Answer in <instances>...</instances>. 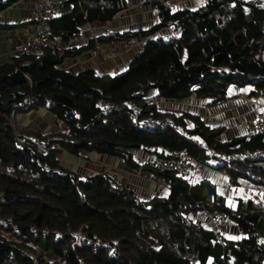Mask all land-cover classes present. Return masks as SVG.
Masks as SVG:
<instances>
[{
  "label": "trees",
  "instance_id": "16d2710c",
  "mask_svg": "<svg viewBox=\"0 0 264 264\" xmlns=\"http://www.w3.org/2000/svg\"><path fill=\"white\" fill-rule=\"evenodd\" d=\"M19 1L0 0V12ZM144 1L151 24L107 36L103 27L131 12L132 0H61L51 36L87 42L11 53L0 63V264H264V132L222 140L223 127L161 105L191 97L219 105L231 90L264 94V0ZM91 24L100 26V42L146 40L115 72L66 67V60L89 59L95 32L84 27ZM38 109L57 129L16 126L18 115ZM60 149L119 159L160 179L166 193L142 196L104 172L68 169ZM140 152L146 161L139 164ZM180 152L201 165L199 174L150 162ZM208 168L216 171L213 182ZM239 187L257 193L235 195ZM196 212L222 213L239 237L194 221Z\"/></svg>",
  "mask_w": 264,
  "mask_h": 264
},
{
  "label": "rangeland",
  "instance_id": "374dc122",
  "mask_svg": "<svg viewBox=\"0 0 264 264\" xmlns=\"http://www.w3.org/2000/svg\"><path fill=\"white\" fill-rule=\"evenodd\" d=\"M185 1L186 0H183L182 2H185ZM182 2L178 3L177 5H179V4L182 5ZM202 3H203V0H188V5H190V7H196L198 5H201ZM32 5H33V2L30 4L29 9H31ZM92 26H94V25H92ZM99 27L96 30L95 29L94 30L97 31L99 29ZM166 31L167 30H165L164 32H166ZM16 41H18V40H16ZM111 59L118 60V58H114V57H110L109 60H111ZM244 89L248 90L249 86H245ZM230 92H231L232 97L228 100H231V99L232 100L230 101V104L228 107H225L224 105H223L224 106L223 107L221 104L212 106V105L207 104L205 99H200V98H196V97H191L189 99H184L181 101H164L163 103L161 102V105L163 107H167L169 109H174V110H177L179 112L180 111H189L191 113H196L203 119V121L206 124L211 125V126L223 127V133L220 135L219 138L222 140H228V139H230V133L236 134L235 136L242 135L243 133L244 134L246 133L245 128L242 126H239V123L244 121L246 116L245 115L240 116V109L238 110L236 108V106L242 105L241 103L247 104V105H249V107L251 109L250 112H252V104L251 103L249 104V103H245L243 101L238 102L237 101L238 100L237 99V96H238L237 93L238 92L236 93L233 90H231ZM249 98H251L254 101H260L261 103L264 104V94H260L257 96H249ZM233 99H236V100L233 101ZM231 107L233 109L232 112H231ZM234 109L237 112L234 111ZM226 117H227V120L229 117H230L229 120H232L233 118L234 119L238 118L237 122L234 125L235 126L234 129H232V132L230 131L231 130L230 126H233V125H231L232 123L228 124V122H226L227 121ZM16 126L18 128L19 127H21V128L28 127L30 129L39 130L42 132L54 131L55 129H57L53 124V118L46 111H44V109H38L36 111L32 110L30 112L25 113L23 116L18 115V119L16 120ZM240 132H241V134H240ZM58 157L60 159L61 164L68 169L81 171L82 173H84L85 171H88L89 173L104 172V173L110 175L111 177H113L114 179L118 180V182L124 183L126 186L134 189L135 191L137 189L136 187H139V184L141 182V178L143 176H145V177L148 176L149 178H151L149 175H147V173H148L147 171L145 172L146 174L143 173L144 171L143 172L142 171L139 172L137 170H133V172H131L130 170L125 171V170L121 169V167H119V161H117V159H115L113 157H107V156L104 157L100 154L93 153L91 155V157L89 156V154H82L80 157H72L66 151L60 149V151L58 153ZM144 157H145V154L142 152H140V154L136 153V155H135V159L137 160V162L139 164L146 161V159ZM208 169L211 170V168H208ZM212 171L216 172L213 169H212ZM217 171H218V174L222 175L221 170H217ZM129 175L132 176V179H130V180H128L130 178ZM214 175H215V173L210 174V176H208L209 177L208 179L211 182H213V180H214ZM222 179L224 181H227L225 177H223ZM152 181H154L153 182L154 184H153L152 189L150 191H153L154 188L157 187V185L155 183H158L157 179L153 178ZM223 184H225V183H223ZM223 184L220 183V186H222ZM223 187H225L226 190H229V187L227 185H224ZM140 190L144 194H146V191H144L142 188H140ZM159 191L161 192L160 189H159ZM259 191L263 192L262 190H259ZM165 193L166 192L158 193V194L163 195ZM254 193L256 194L257 191L255 192V190L252 188L246 189L244 187H239L237 189V191L234 192V194L238 195V196H244V195H248V194L252 195ZM259 194L261 197L262 193H259ZM227 199L229 200L231 205L234 204L235 197L228 195ZM196 214H200V212H196ZM195 219L197 220L198 218L196 217L193 220L196 221ZM200 223H202L203 225H206V227H208V228H211L215 231L220 232L225 237H227V236L228 237H234L233 239H236L237 237H239V236H237V237L235 236L236 233H238L237 227L234 224V222L231 221V219L223 218L222 224L217 225V226H213L211 224V216H207V218L202 219V221ZM46 256L48 259L49 258H51L52 260L55 259L53 257V255H51L49 253H47ZM5 263H6V261H5Z\"/></svg>",
  "mask_w": 264,
  "mask_h": 264
},
{
  "label": "built area",
  "instance_id": "2783aa9c",
  "mask_svg": "<svg viewBox=\"0 0 264 264\" xmlns=\"http://www.w3.org/2000/svg\"><path fill=\"white\" fill-rule=\"evenodd\" d=\"M63 10L61 0H36L33 2L31 9H29V17L33 23L31 31L26 37L19 39L18 41L15 40L12 43L11 53L17 55L33 53L44 48L59 51L74 46L79 41L87 42L89 37L86 36L69 38L67 41H60L51 36L50 20ZM103 32L107 36H111L113 33L109 26H104L102 33ZM99 35L101 34L98 32L91 36L96 41L87 52V57L89 59L99 58L102 54L114 58H121L124 53L141 48L146 40V38L141 35H127L119 39L104 40L100 42L97 39ZM237 97L239 101L252 104L251 117H246L244 121L239 123V126L245 128L247 139L249 140L254 134L264 132V104L260 101L252 100L245 92L239 93ZM150 162L159 170H174L183 175L189 174L192 177L196 176L201 171V165L190 161L188 155L182 152L169 157L156 158L155 160L151 159ZM222 223V213L211 215V224L213 226ZM10 263L16 264L14 258H8L5 264Z\"/></svg>",
  "mask_w": 264,
  "mask_h": 264
},
{
  "label": "crops",
  "instance_id": "0c3cea01",
  "mask_svg": "<svg viewBox=\"0 0 264 264\" xmlns=\"http://www.w3.org/2000/svg\"><path fill=\"white\" fill-rule=\"evenodd\" d=\"M34 1L35 0H21L15 4H13L12 6L8 7L5 11L0 13V24H8V25H11V24L14 25L15 24V27L11 28V29L0 28V63H2L8 59L9 55L11 54L12 43L15 41V39L16 40L22 39L30 33L31 28H32V22L30 21V18H29V6ZM178 1L182 2V0H178ZM131 3L135 4V6H136L135 8H133V10L131 12H129L125 15H121L122 17H118L116 20L109 22V27L112 30H114L116 32L122 31V30L126 31V30H129L131 28H133L132 30H135V29L143 28L146 25L151 24L155 20V18H153V16L151 14H149V12H151V6H149V7L145 6L147 4L146 1H144V0H132ZM174 4H175V2H174ZM98 27L99 26H97V25L92 26V24L89 26H85L84 28H85L86 35L91 34L92 32H95V33L99 32L101 30L100 27L97 31H95ZM134 53L135 52L133 50H130V51L124 53L121 56L120 60L119 59L118 60H115V59L109 60V58L106 56H102L97 60H94V59H88L87 60V58L84 55L83 57L80 56V57L75 58V59L66 60L65 66L69 67V68L70 67L75 68V69L86 68V67L90 66V67L95 68L99 72H111L112 73V72L117 71L121 67L123 68L126 65V63L128 62V59L130 58V56H132ZM233 91L236 92L235 90H233ZM237 99H238V97H237ZM231 100H227L226 103H223L221 105L228 107ZM235 100L236 99H233V101H235ZM237 101L240 102L239 99ZM161 102L163 103L164 101L162 100ZM241 104L242 105L236 106V108L238 110L240 109V116L245 115L247 118H250L251 117L250 107L246 104H243V103H241ZM232 111H233V109L231 107V112ZM234 111H236V110L234 109ZM229 119H230V117L228 118V120ZM237 119L238 118H235V119L233 118L232 120L228 121L227 117H226V120H227L226 122H228V124L232 123L231 125H233V126H230L231 132H232V129H234V127H235L234 125L237 122ZM240 134H241V132H240ZM235 135L236 134H234V133H232V134L230 133V138L234 137ZM88 154L91 157V155L93 153H88ZM117 161H119V167H121V169H123L125 171L130 170V169L126 168V166L124 165V163L121 160L117 159ZM130 171L133 172L132 170H130ZM210 173L212 174L213 171L210 170ZM147 175H149L151 178H149L148 176L147 177L143 176L141 178V182L139 184V187L135 186L137 188L136 191L138 194H140L142 196H149V195H151V193L153 194V193H164V192H166L167 188L160 181V179H158L156 177H152L150 175V173L149 174L147 173ZM129 177L130 178L128 180L132 179L131 175H129ZM153 178L157 179L158 183H155L157 185V187L154 188L153 191H150L152 189L153 184H154L153 183L154 181H152ZM220 183H222V184L225 183L222 185V186H224V185L228 184V181H224L221 177L218 176L216 178V184L220 185ZM140 188H142L144 191H146V194H144L140 190ZM159 189L161 190V192L159 191ZM195 216L201 220L204 218L202 214H196ZM235 236H238V233H236Z\"/></svg>",
  "mask_w": 264,
  "mask_h": 264
},
{
  "label": "clouds",
  "instance_id": "9594fccd",
  "mask_svg": "<svg viewBox=\"0 0 264 264\" xmlns=\"http://www.w3.org/2000/svg\"><path fill=\"white\" fill-rule=\"evenodd\" d=\"M183 1V0H182ZM30 18V17H29Z\"/></svg>",
  "mask_w": 264,
  "mask_h": 264
}]
</instances>
